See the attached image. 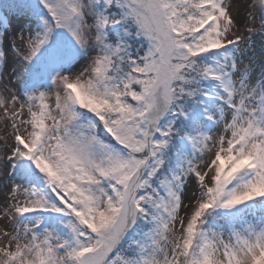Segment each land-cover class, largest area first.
<instances>
[{"label":"snow or ice","instance_id":"1","mask_svg":"<svg viewBox=\"0 0 264 264\" xmlns=\"http://www.w3.org/2000/svg\"><path fill=\"white\" fill-rule=\"evenodd\" d=\"M0 264H264V0H0Z\"/></svg>","mask_w":264,"mask_h":264},{"label":"rangeland","instance_id":"2","mask_svg":"<svg viewBox=\"0 0 264 264\" xmlns=\"http://www.w3.org/2000/svg\"><path fill=\"white\" fill-rule=\"evenodd\" d=\"M18 20H20V18L19 17H16V18H14V21H13V23H15L16 21H18ZM14 82V81H13Z\"/></svg>","mask_w":264,"mask_h":264}]
</instances>
